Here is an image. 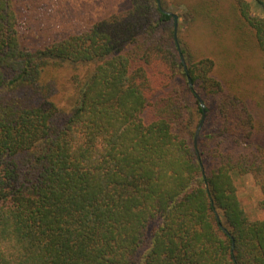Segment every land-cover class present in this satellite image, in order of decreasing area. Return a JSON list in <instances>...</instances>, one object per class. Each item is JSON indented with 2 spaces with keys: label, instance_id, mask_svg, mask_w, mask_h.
Listing matches in <instances>:
<instances>
[{
  "label": "trees",
  "instance_id": "obj_1",
  "mask_svg": "<svg viewBox=\"0 0 264 264\" xmlns=\"http://www.w3.org/2000/svg\"><path fill=\"white\" fill-rule=\"evenodd\" d=\"M129 2L41 43L0 0V264H264V0Z\"/></svg>",
  "mask_w": 264,
  "mask_h": 264
},
{
  "label": "rangeland",
  "instance_id": "obj_2",
  "mask_svg": "<svg viewBox=\"0 0 264 264\" xmlns=\"http://www.w3.org/2000/svg\"><path fill=\"white\" fill-rule=\"evenodd\" d=\"M254 13L261 14L255 0H250ZM129 0H14L21 12L24 32L34 41L47 43L69 33L85 30L91 23L106 15L125 9ZM185 5H172L170 10L182 13ZM239 199L250 218H263L264 210L258 205L261 188L251 174L236 178Z\"/></svg>",
  "mask_w": 264,
  "mask_h": 264
},
{
  "label": "water",
  "instance_id": "obj_3",
  "mask_svg": "<svg viewBox=\"0 0 264 264\" xmlns=\"http://www.w3.org/2000/svg\"><path fill=\"white\" fill-rule=\"evenodd\" d=\"M169 13L172 14L175 17V23H176V26L175 27L177 29V19H178V15L175 14V13H173V12H169ZM182 59L184 61L183 55H182ZM189 83H190L191 86L193 85V82H192L191 78H189ZM197 98L199 100V103H200L201 107L203 108V114H202V118L200 120V123L198 125L197 131H196V134H195V144H196V146H197V139H198L199 131H200V128H201V126L203 124V121L205 119V116H206V105H205V102H204V100L199 95H197Z\"/></svg>",
  "mask_w": 264,
  "mask_h": 264
}]
</instances>
